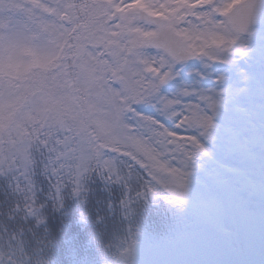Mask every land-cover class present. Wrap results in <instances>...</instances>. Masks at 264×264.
I'll return each instance as SVG.
<instances>
[{
	"label": "snow or ice",
	"instance_id": "6c2138e0",
	"mask_svg": "<svg viewBox=\"0 0 264 264\" xmlns=\"http://www.w3.org/2000/svg\"><path fill=\"white\" fill-rule=\"evenodd\" d=\"M0 264H264V0H0Z\"/></svg>",
	"mask_w": 264,
	"mask_h": 264
},
{
	"label": "trees",
	"instance_id": "16d2710c",
	"mask_svg": "<svg viewBox=\"0 0 264 264\" xmlns=\"http://www.w3.org/2000/svg\"><path fill=\"white\" fill-rule=\"evenodd\" d=\"M258 215H254L253 218L250 221L251 224V228L254 232V236L255 238H258L257 241H259V243L256 245L255 242V255H257V253L260 256V232H261V221L260 219L257 217ZM241 220V217L239 218V222ZM172 223L171 220L169 218H163L160 216H154L151 220V227L153 229V231H155L157 234L159 235H165L168 231V226L169 224ZM182 230V229H181ZM259 246V248H258ZM179 258H183V259H234L237 257H234L230 254H228L224 249H223V245H218L213 247L212 249L209 250H205V251H201L199 253L196 254H192L191 252L186 253L184 256L179 257Z\"/></svg>",
	"mask_w": 264,
	"mask_h": 264
},
{
	"label": "rangeland",
	"instance_id": "374dc122",
	"mask_svg": "<svg viewBox=\"0 0 264 264\" xmlns=\"http://www.w3.org/2000/svg\"><path fill=\"white\" fill-rule=\"evenodd\" d=\"M258 123V122H257ZM257 152H258V149H257ZM228 163H232L231 161H228ZM259 174H260V169H259V161L257 160V163L255 165V175L257 177V181L259 180ZM254 212L255 214L254 215H258L257 217L260 219L261 221V201H260V196L259 194L257 193L255 199H254ZM239 214H236L234 216H231L228 218V222L229 224H233V223H239ZM261 233V232H260ZM261 236V234H260ZM258 238H255V242H256V245L259 243V241H257ZM260 239V238H259ZM259 248V246H258ZM260 249V248H259ZM254 259H259L260 256L259 254L257 253V255H254L253 257Z\"/></svg>",
	"mask_w": 264,
	"mask_h": 264
}]
</instances>
